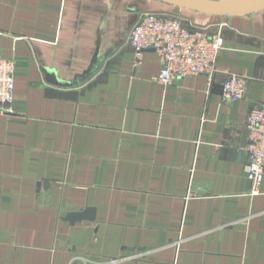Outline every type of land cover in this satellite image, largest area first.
Listing matches in <instances>:
<instances>
[{"label":"crops","instance_id":"obj_1","mask_svg":"<svg viewBox=\"0 0 264 264\" xmlns=\"http://www.w3.org/2000/svg\"><path fill=\"white\" fill-rule=\"evenodd\" d=\"M146 12L220 30L210 87L204 75L154 81L159 57L127 42ZM0 57L14 62L0 264H264V180L254 190L246 178L242 144L246 115L264 108V7L0 0ZM230 75L247 81L234 103L222 98Z\"/></svg>","mask_w":264,"mask_h":264},{"label":"built area","instance_id":"obj_2","mask_svg":"<svg viewBox=\"0 0 264 264\" xmlns=\"http://www.w3.org/2000/svg\"><path fill=\"white\" fill-rule=\"evenodd\" d=\"M127 42L136 58L153 51L161 69L154 81L170 87L176 80L204 75L209 87L216 73L221 51V32L208 33L206 28H188L183 20L163 13L146 12L132 26ZM247 81L228 76L222 85V98L231 103L241 100ZM14 62L0 57V117L13 115ZM247 139L245 174L256 190L264 180V108L249 111L245 118Z\"/></svg>","mask_w":264,"mask_h":264},{"label":"water","instance_id":"obj_3","mask_svg":"<svg viewBox=\"0 0 264 264\" xmlns=\"http://www.w3.org/2000/svg\"><path fill=\"white\" fill-rule=\"evenodd\" d=\"M166 3L192 9L196 11L222 15V16H234V15H246L253 13L262 7H264V0H257L253 3L244 6H221V4L205 3L198 0H161ZM247 139V130L245 129L242 137V144L245 145Z\"/></svg>","mask_w":264,"mask_h":264},{"label":"rangeland","instance_id":"obj_4","mask_svg":"<svg viewBox=\"0 0 264 264\" xmlns=\"http://www.w3.org/2000/svg\"><path fill=\"white\" fill-rule=\"evenodd\" d=\"M172 16H174V15H172ZM175 17H178V18L184 20V19H183L181 16H179V15H175ZM183 23H184V21H183ZM220 24H221V23H219L218 26H219Z\"/></svg>","mask_w":264,"mask_h":264}]
</instances>
